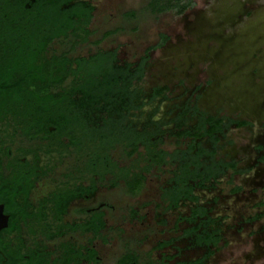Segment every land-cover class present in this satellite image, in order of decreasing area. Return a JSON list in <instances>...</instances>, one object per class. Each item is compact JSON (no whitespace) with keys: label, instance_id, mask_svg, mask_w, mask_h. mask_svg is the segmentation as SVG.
Segmentation results:
<instances>
[{"label":"flooded vegetation","instance_id":"obj_1","mask_svg":"<svg viewBox=\"0 0 264 264\" xmlns=\"http://www.w3.org/2000/svg\"><path fill=\"white\" fill-rule=\"evenodd\" d=\"M29 3L64 11L85 3L93 7V18L96 11L90 0H28L27 8ZM6 44L0 27L2 91L21 82L15 71L9 80L3 75L6 60L18 56L6 53ZM55 44L43 57L64 65V76L49 83V91L67 93L70 58L91 54L65 52L68 46L59 52ZM147 67L148 62L143 79L133 84L129 108L118 103L106 110L99 102L80 113L68 100L41 101L28 111L22 104L1 114L0 264H219L214 258L228 245V218L216 214L218 198L210 206L202 194L217 190L228 176L229 193L243 192L231 184L246 171L234 160L219 159V153L233 128L250 123L209 114L192 98L176 112L163 113L170 89L159 86L146 94L141 83ZM162 88L165 95H156ZM75 113L87 131L72 127ZM212 117L222 122L217 141L198 138L201 121ZM210 129L207 122L205 131ZM183 132L190 134L183 137ZM257 149L264 153V143ZM199 152L202 165H187ZM229 164L235 168L225 167Z\"/></svg>","mask_w":264,"mask_h":264},{"label":"rangeland","instance_id":"obj_2","mask_svg":"<svg viewBox=\"0 0 264 264\" xmlns=\"http://www.w3.org/2000/svg\"><path fill=\"white\" fill-rule=\"evenodd\" d=\"M90 2L96 8L90 27L95 35L75 55L94 53L93 42L103 33L126 28L101 48L117 49L120 63H136L166 35L168 43L150 53L141 83L146 94L159 86L169 87L163 113L176 112L192 98L209 114L250 123L233 128L219 153V159L234 160L246 171L233 177L231 184L243 192L229 193L228 176L217 190L202 196L210 206L218 198L215 212L228 218L224 226L228 245L214 259L219 264H264V153L257 149L264 143V0H194L195 6L184 16L144 17L134 25L123 16L138 10L143 0ZM63 49L61 44L53 47Z\"/></svg>","mask_w":264,"mask_h":264},{"label":"trees","instance_id":"obj_3","mask_svg":"<svg viewBox=\"0 0 264 264\" xmlns=\"http://www.w3.org/2000/svg\"><path fill=\"white\" fill-rule=\"evenodd\" d=\"M71 0H64L70 2ZM28 0H3L0 11V27L2 36L6 39V53L18 54L6 60L3 75L11 79L14 71L20 74L21 82L14 89L0 90V116L5 110L13 109V106L23 104L22 111L33 109L36 102L64 101L76 103L78 112L84 111L88 106L97 108V103L102 102L104 109L110 110L119 106L131 107L128 100H133L132 92L134 83L143 79L145 67L152 51L162 48L168 41L166 35H161L158 44L147 48L138 63L126 62L120 65L117 50H104L100 45L126 28H116L103 33L99 40L93 44L96 51L88 57H71L69 60L68 74L71 80L67 93H52L50 84L62 79L64 65L55 66L43 56L49 52L52 44L58 43L63 47L68 46L65 52L75 53L82 44L89 43L95 32L90 29L93 20V7L85 3H78L67 10L50 7L48 3H40L38 6L30 4ZM195 6L194 0H143L138 10L124 14L123 18L128 25L139 24L145 18H159L163 15L173 14L181 17ZM145 17V18H144ZM139 31V27L135 29ZM57 63V62H56ZM58 64V63H57ZM63 70V71H62ZM13 72V73H12ZM39 83L38 88L30 91L28 87L34 82ZM50 83V84H49ZM2 91V92H1ZM167 88L159 89L156 95L164 96ZM1 101L5 102L2 104ZM126 102V104H123ZM80 106V107H79ZM87 110V109H86ZM77 114L72 117V127L78 131H87L88 124L79 120ZM211 124V129L205 131V124ZM221 120L209 118L202 120L197 129V137L209 135L214 141L215 133L222 130ZM241 122L238 125H243ZM80 130H79V129ZM189 132H183V137ZM203 152H199L197 159L187 163L198 168L202 165L200 158ZM187 156L183 157L185 160ZM218 164H213L217 166ZM219 167V166H218ZM215 169L216 174L221 170ZM225 167L235 168L234 164ZM215 175V174H214Z\"/></svg>","mask_w":264,"mask_h":264}]
</instances>
